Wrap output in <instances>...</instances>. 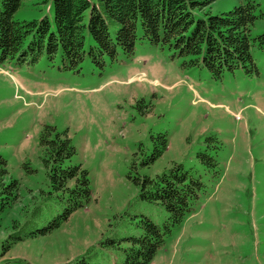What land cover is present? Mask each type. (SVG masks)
Masks as SVG:
<instances>
[{"label":"rangeland","instance_id":"obj_1","mask_svg":"<svg viewBox=\"0 0 264 264\" xmlns=\"http://www.w3.org/2000/svg\"><path fill=\"white\" fill-rule=\"evenodd\" d=\"M243 1L216 0L210 9L220 14ZM46 15H53V0H25L16 18ZM263 31L260 19L253 34ZM138 55L148 57L135 60ZM135 57L105 59L103 68L87 58L79 72L61 71L59 60L46 56L33 65L0 61V153L21 184L0 228V264H75L80 256L122 264L130 246L124 239L143 234L141 215L158 225L169 216L162 205L140 200L130 178L138 143L150 152L151 135L160 132L172 147L137 174L155 177L177 162L205 190L150 264H264V53L253 50L258 74L237 69L219 79L140 40ZM44 124L69 130L77 147L72 162L88 169L92 199L52 233L5 253L3 241L43 208L48 185L38 144ZM199 152L218 167L203 163ZM62 211V202L51 203V219Z\"/></svg>","mask_w":264,"mask_h":264},{"label":"trees","instance_id":"obj_2","mask_svg":"<svg viewBox=\"0 0 264 264\" xmlns=\"http://www.w3.org/2000/svg\"><path fill=\"white\" fill-rule=\"evenodd\" d=\"M215 1L53 0L51 18L19 20L16 14L25 0H0V61L33 65L46 56L52 62L59 60L61 71L79 72L87 58L100 68L105 66V59H132L140 40L168 51L172 59H181L184 67L208 69L215 79L237 69L247 75L258 74L253 50L264 53V31L254 35L253 28L258 20H264L262 3L244 0L229 11L215 14L210 9ZM151 141L150 152L138 143L131 159L136 175L130 178L140 200L162 205L169 216L158 225L141 215L138 225L143 234L124 239L130 246L124 250L122 264H150L166 236L195 211L205 190L202 179L177 162L155 177L137 174L139 167H150L168 149L167 133L151 135ZM38 146L48 185L42 196L44 209L35 208L18 231L3 241L5 253L17 242L52 233L92 199L88 169L72 162L77 147L68 129L44 124ZM199 157L203 163L218 167L208 153L199 152ZM24 168L34 172L27 163ZM20 186L0 153V228L5 213L20 197ZM52 202H62L63 211L51 219ZM75 264L92 263L80 256Z\"/></svg>","mask_w":264,"mask_h":264},{"label":"crops","instance_id":"obj_3","mask_svg":"<svg viewBox=\"0 0 264 264\" xmlns=\"http://www.w3.org/2000/svg\"><path fill=\"white\" fill-rule=\"evenodd\" d=\"M146 57H148V56L138 55V56L135 57L134 59H135V60H139V59H141V58H144V59H145ZM130 70H132V69H130ZM135 70H136V69H135ZM131 76H132V77H131ZM131 76H130L131 78H135V76H133L132 74H131ZM130 77H129V79H130ZM139 83H140V82H139ZM137 84H138V83H137ZM140 84H141V83H140ZM172 143H173V142H172V139L170 138V139H169V147H168V150L172 147Z\"/></svg>","mask_w":264,"mask_h":264}]
</instances>
